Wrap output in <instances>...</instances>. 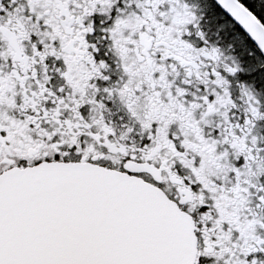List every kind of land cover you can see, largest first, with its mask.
Returning a JSON list of instances; mask_svg holds the SVG:
<instances>
[{"label":"snow or ice","instance_id":"snow-or-ice-1","mask_svg":"<svg viewBox=\"0 0 264 264\" xmlns=\"http://www.w3.org/2000/svg\"><path fill=\"white\" fill-rule=\"evenodd\" d=\"M0 264H264V0H0Z\"/></svg>","mask_w":264,"mask_h":264},{"label":"flooded vegetation","instance_id":"flooded-vegetation-1","mask_svg":"<svg viewBox=\"0 0 264 264\" xmlns=\"http://www.w3.org/2000/svg\"><path fill=\"white\" fill-rule=\"evenodd\" d=\"M245 2H246V0H245Z\"/></svg>","mask_w":264,"mask_h":264}]
</instances>
